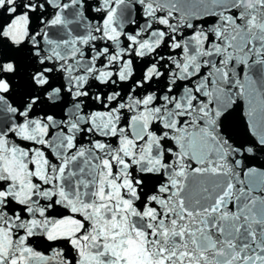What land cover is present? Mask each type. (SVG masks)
<instances>
[{"label": "water", "instance_id": "95a60500", "mask_svg": "<svg viewBox=\"0 0 264 264\" xmlns=\"http://www.w3.org/2000/svg\"><path fill=\"white\" fill-rule=\"evenodd\" d=\"M0 264H264V0H0Z\"/></svg>", "mask_w": 264, "mask_h": 264}]
</instances>
